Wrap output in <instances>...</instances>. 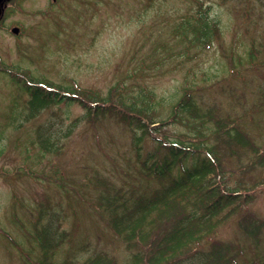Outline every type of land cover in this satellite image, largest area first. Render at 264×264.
<instances>
[{
	"label": "rangeland",
	"instance_id": "rangeland-1",
	"mask_svg": "<svg viewBox=\"0 0 264 264\" xmlns=\"http://www.w3.org/2000/svg\"><path fill=\"white\" fill-rule=\"evenodd\" d=\"M0 11L4 68L108 110L94 115L74 101L52 103L30 118L29 98L0 71V264L38 261L40 249L27 234L43 209L65 232L58 248H47L56 263L99 252L103 264H131L128 245L96 203L102 195L124 199L159 187L138 175L137 163L146 153L162 156L160 143L180 141L212 148L226 185L248 196L206 237L199 233V244L228 243L240 251L238 264H264V167L242 143L264 156V0H2ZM199 11L220 25L206 49L175 35ZM183 94L194 100L195 119L188 110L169 119ZM135 113L159 123L142 135L121 118ZM213 118L235 126L242 140L212 134ZM200 122L206 139L196 134ZM46 136L57 146L48 153L41 148ZM178 173L174 168L172 176ZM175 212H155L147 237ZM246 216L262 224L256 236L241 230Z\"/></svg>",
	"mask_w": 264,
	"mask_h": 264
},
{
	"label": "trees",
	"instance_id": "trees-1",
	"mask_svg": "<svg viewBox=\"0 0 264 264\" xmlns=\"http://www.w3.org/2000/svg\"><path fill=\"white\" fill-rule=\"evenodd\" d=\"M219 33V23L211 18L209 12L206 11H199L194 21L186 19L175 28L176 38L183 37L184 41L187 40L190 45H197L203 49L212 45L217 40ZM10 69L16 72L10 71ZM0 71L7 73L9 80L15 86H21V90L29 98L25 103L28 102L30 118L36 113L39 114L52 103L68 104L73 101L78 103L85 113L91 111L90 114L93 112L94 115H99L108 112V110H102L104 109L103 105L91 108L76 99V96L72 95L73 93L34 80L27 72L22 73L24 71H19L17 68H4L0 64ZM120 98L118 97V99ZM176 104V107L174 106L176 109L173 107L174 110L172 109L169 119L180 120L177 117L187 110L190 120L195 119L193 116L195 115V103L190 94H183ZM121 118L133 129L141 131L142 135L148 134L149 124L159 123L152 119H148V121L146 117H139L137 113L126 114ZM211 120L215 125L212 134L222 131L229 138L235 137L238 141L242 140L241 134L235 126L224 128L221 119L213 118ZM203 125L202 122L199 123L196 134L202 139H206L205 130L208 128L205 126L203 128ZM242 143L249 150L251 149L256 158L254 162L258 166L264 167V156L260 155L257 146H253L246 140ZM41 148L42 151L48 153L57 149V146L50 137L46 136L41 137ZM159 148L165 152L162 156L159 152L146 153L145 156L140 157L137 163L138 175L160 181L159 187L147 194L143 192L136 194L129 191L124 199H122L123 194L119 195L116 192L106 196L102 195L96 203L97 208L106 213L107 222L114 234L121 236L128 245V250L131 252V264H160L167 263L171 259L168 264H238L236 257L240 251L236 247L217 240L202 246L199 244V240L212 232V228L224 218L223 216L235 208L240 209L248 201V196L241 195L239 188H230L226 185V178L218 174L221 163L212 158L213 150L209 146L204 147L199 144L192 147L191 144L184 145L180 141L160 143ZM202 148L206 152H203ZM174 168L179 171L176 174L177 177L172 176ZM170 206L172 210L176 211L170 222L162 228L158 227V231L152 238L147 237L149 233L146 224H150L148 222L160 208L170 209ZM43 210L38 214L27 234L37 242L40 249L39 258L35 264L104 263L99 252L93 253L78 263L69 259H62L58 263L53 261V252L47 248H58L64 240L65 232L59 230L58 225L55 224L58 218L49 210ZM225 210L227 211L224 212ZM239 226L245 234L256 236L262 224L253 217L246 216L239 221ZM199 233L204 235L201 237ZM135 242L140 243L141 246L136 245ZM110 264L115 263L110 262Z\"/></svg>",
	"mask_w": 264,
	"mask_h": 264
},
{
	"label": "water",
	"instance_id": "water-1",
	"mask_svg": "<svg viewBox=\"0 0 264 264\" xmlns=\"http://www.w3.org/2000/svg\"><path fill=\"white\" fill-rule=\"evenodd\" d=\"M0 4H2V0H0ZM0 14H1V11H0ZM12 32H13L14 34H17V33H18V28H13V29H12Z\"/></svg>",
	"mask_w": 264,
	"mask_h": 264
},
{
	"label": "flooded vegetation",
	"instance_id": "flooded-vegetation-1",
	"mask_svg": "<svg viewBox=\"0 0 264 264\" xmlns=\"http://www.w3.org/2000/svg\"><path fill=\"white\" fill-rule=\"evenodd\" d=\"M5 0H3V2H4Z\"/></svg>",
	"mask_w": 264,
	"mask_h": 264
}]
</instances>
